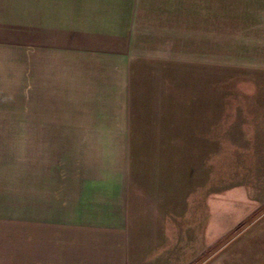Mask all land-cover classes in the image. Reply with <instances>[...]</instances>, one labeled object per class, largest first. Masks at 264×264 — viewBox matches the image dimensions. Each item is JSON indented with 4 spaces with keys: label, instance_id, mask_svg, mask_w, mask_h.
Returning <instances> with one entry per match:
<instances>
[{
    "label": "rangeland",
    "instance_id": "rangeland-1",
    "mask_svg": "<svg viewBox=\"0 0 264 264\" xmlns=\"http://www.w3.org/2000/svg\"><path fill=\"white\" fill-rule=\"evenodd\" d=\"M101 5L0 0V119L15 121L0 144L16 179L12 200L0 193V264H264V76L203 62L216 56L203 45L161 62L176 102L139 112L156 141L132 143L127 223H59V54H83L85 30L92 51L117 50L115 19L93 33Z\"/></svg>",
    "mask_w": 264,
    "mask_h": 264
},
{
    "label": "crops",
    "instance_id": "crops-1",
    "mask_svg": "<svg viewBox=\"0 0 264 264\" xmlns=\"http://www.w3.org/2000/svg\"><path fill=\"white\" fill-rule=\"evenodd\" d=\"M101 2L93 33L97 36L117 21L112 40L117 50L92 51L85 30L83 54L74 46L70 54H59V223H127L132 143L156 141L154 133L140 132L139 112L159 102H176L175 89H161V73L170 70L161 62L190 64L192 47L203 45L216 52L203 62L230 65L241 78L264 76V0ZM93 5L88 1L91 13ZM14 123L0 119V127ZM12 149L10 143L0 144V193L8 201L16 182Z\"/></svg>",
    "mask_w": 264,
    "mask_h": 264
}]
</instances>
